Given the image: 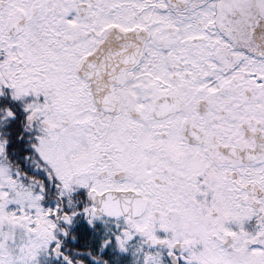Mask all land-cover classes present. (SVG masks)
<instances>
[{"label": "snow or ice", "instance_id": "6c2138e0", "mask_svg": "<svg viewBox=\"0 0 264 264\" xmlns=\"http://www.w3.org/2000/svg\"><path fill=\"white\" fill-rule=\"evenodd\" d=\"M0 264H264V0H0Z\"/></svg>", "mask_w": 264, "mask_h": 264}]
</instances>
